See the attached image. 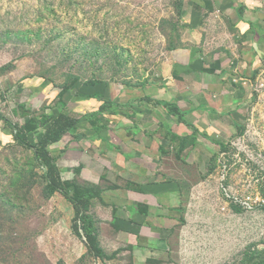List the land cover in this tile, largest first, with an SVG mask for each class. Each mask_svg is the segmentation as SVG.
<instances>
[{
    "label": "rangeland",
    "instance_id": "374dc122",
    "mask_svg": "<svg viewBox=\"0 0 264 264\" xmlns=\"http://www.w3.org/2000/svg\"><path fill=\"white\" fill-rule=\"evenodd\" d=\"M181 3L0 0V116L23 134L39 129L30 135L32 144L67 119L80 120L75 132L84 134L92 112L88 95L112 87L117 98L121 88L163 79L171 51L189 47L197 34L207 60L222 56L237 67L240 60L230 58L238 49L231 42L236 32L215 19L190 27L179 16ZM255 47L257 67L233 73L241 129L211 158L207 172L168 166L182 183V221L170 236L168 259L150 264H264V38ZM72 138L64 137L61 151L70 153ZM44 165L18 144L0 147V264H141L107 226L110 206L99 223L108 257L88 253L73 231V207L59 194L50 196L49 180L57 181L58 172ZM109 183H102L106 192Z\"/></svg>",
    "mask_w": 264,
    "mask_h": 264
},
{
    "label": "crops",
    "instance_id": "0c3cea01",
    "mask_svg": "<svg viewBox=\"0 0 264 264\" xmlns=\"http://www.w3.org/2000/svg\"><path fill=\"white\" fill-rule=\"evenodd\" d=\"M181 11L183 21L192 28L210 19H215L214 24L217 20L227 23L226 29L236 32L231 42L238 45L230 58L239 59V65L229 67L230 59L222 56L207 60L198 51L203 41L197 34L189 47L171 51L163 79L133 91L121 88L117 98L112 87L88 95L86 106L92 112L86 137L72 138L70 153L61 151L60 142L50 149L55 157L62 153L57 167L62 178L64 173L71 174L64 181L99 195L91 202L89 215L106 257L99 223L103 207L110 206L107 226L124 239L131 260L150 264L168 259L183 199L180 178L168 166L176 163L178 172H207L211 158L241 129L233 73L243 75L258 65L255 46L264 38V0H182ZM195 88L201 92L197 96ZM95 94L102 98H93ZM14 144L13 133L0 122V147ZM105 182L111 186L108 192ZM113 257L117 254L110 261Z\"/></svg>",
    "mask_w": 264,
    "mask_h": 264
},
{
    "label": "trees",
    "instance_id": "16d2710c",
    "mask_svg": "<svg viewBox=\"0 0 264 264\" xmlns=\"http://www.w3.org/2000/svg\"><path fill=\"white\" fill-rule=\"evenodd\" d=\"M181 6L182 5L179 7V16L182 17ZM93 98L101 99L102 96L100 94H95ZM103 108L104 107H101L100 111H102ZM63 117L65 118V116ZM0 122L5 124L6 130L13 133L14 139L18 145L35 155V159L38 163L45 164L51 169L54 168L58 172L57 181L49 180L50 196L59 194L73 207L75 212V219L73 221L74 234L78 238H84L85 247L90 255L94 256L96 259L106 260V256L101 252L97 244L95 223L88 215L91 202L97 199L99 195L89 189H80L70 181H64L57 167V164L61 160L62 153L55 157L50 152V149L61 142L67 134H71L75 140H81L86 137L85 134L81 132H75L80 120L67 119L63 124L58 121L57 123L59 126L56 128L55 126H50L42 139L36 144L30 142L29 136L39 129L32 128L28 130V134H23L17 126L13 125L5 117L0 116Z\"/></svg>",
    "mask_w": 264,
    "mask_h": 264
}]
</instances>
